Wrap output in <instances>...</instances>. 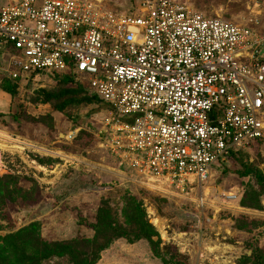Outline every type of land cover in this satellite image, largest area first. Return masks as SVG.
<instances>
[{
  "label": "rangeland",
  "instance_id": "rangeland-1",
  "mask_svg": "<svg viewBox=\"0 0 264 264\" xmlns=\"http://www.w3.org/2000/svg\"><path fill=\"white\" fill-rule=\"evenodd\" d=\"M183 1L264 35V0ZM52 79L19 82L13 96L0 82V264H264L263 144L216 167L198 208L195 193L121 168L107 106Z\"/></svg>",
  "mask_w": 264,
  "mask_h": 264
},
{
  "label": "built area",
  "instance_id": "built-area-1",
  "mask_svg": "<svg viewBox=\"0 0 264 264\" xmlns=\"http://www.w3.org/2000/svg\"><path fill=\"white\" fill-rule=\"evenodd\" d=\"M37 76L97 96L119 166L198 208L216 167L264 145V35L183 0L1 6L0 82Z\"/></svg>",
  "mask_w": 264,
  "mask_h": 264
},
{
  "label": "trees",
  "instance_id": "trees-1",
  "mask_svg": "<svg viewBox=\"0 0 264 264\" xmlns=\"http://www.w3.org/2000/svg\"><path fill=\"white\" fill-rule=\"evenodd\" d=\"M136 4H137V2L134 4V6H136ZM133 6V7H134ZM5 82H8V84H7V87L5 88V90L8 92V93H10L12 96L13 95H15L16 93H17V87H18V85H17V83H13V82H11V81H9V80H4ZM58 81H60V82H62V83H65V87L64 88H66V90H65V92L66 93H76L77 91H79V92H82L83 90H84V87L83 86H78V87H74V86H66V85H69L70 83H71V79L69 78V77H65L64 79H60V80H58ZM48 98H50V97H53L54 96V94L53 93H48ZM89 99H90V101H98V102H100V100H99V98L97 97V96H95V95H91L90 94V96H89ZM61 108H62V106H61ZM237 154V152H235V153H233V156H232V158L235 156ZM252 172V169L251 168H247L246 169V172L244 173V174H248V173H251ZM258 178H259V180L260 181H262L263 183H264V175H262V174H258ZM130 241H132V242H135L136 240H133V239H129ZM111 244V243H110ZM109 244V245H110ZM109 245H107V246H105L104 247V249L106 248V247H108Z\"/></svg>",
  "mask_w": 264,
  "mask_h": 264
},
{
  "label": "bare ground",
  "instance_id": "bare-ground-1",
  "mask_svg": "<svg viewBox=\"0 0 264 264\" xmlns=\"http://www.w3.org/2000/svg\"><path fill=\"white\" fill-rule=\"evenodd\" d=\"M2 173H3V171H1ZM161 221H160V219H157V223H160Z\"/></svg>",
  "mask_w": 264,
  "mask_h": 264
},
{
  "label": "crops",
  "instance_id": "crops-1",
  "mask_svg": "<svg viewBox=\"0 0 264 264\" xmlns=\"http://www.w3.org/2000/svg\"><path fill=\"white\" fill-rule=\"evenodd\" d=\"M8 93V92H7ZM9 94V93H8Z\"/></svg>",
  "mask_w": 264,
  "mask_h": 264
}]
</instances>
